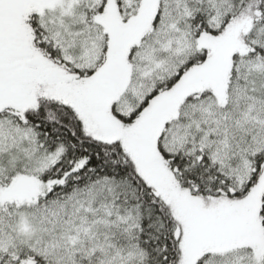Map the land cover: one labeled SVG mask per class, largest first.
<instances>
[{
    "label": "snow or ice",
    "instance_id": "snow-or-ice-1",
    "mask_svg": "<svg viewBox=\"0 0 264 264\" xmlns=\"http://www.w3.org/2000/svg\"><path fill=\"white\" fill-rule=\"evenodd\" d=\"M0 264H264V0H0Z\"/></svg>",
    "mask_w": 264,
    "mask_h": 264
}]
</instances>
